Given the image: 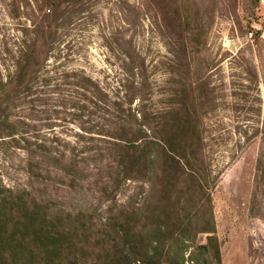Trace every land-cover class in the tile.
Here are the masks:
<instances>
[{"label": "rangeland", "instance_id": "obj_1", "mask_svg": "<svg viewBox=\"0 0 264 264\" xmlns=\"http://www.w3.org/2000/svg\"><path fill=\"white\" fill-rule=\"evenodd\" d=\"M67 1L52 20L48 65L69 75L67 95L107 103L110 137L78 136L90 119L65 116L57 131L84 148L69 172L63 162L31 169L14 143H0V264H264V0H207L199 54L197 35L170 27L159 0ZM178 1L191 21L202 0ZM38 2L0 0V79L31 39ZM193 83L205 191L185 166L148 163L149 127L185 116L172 89ZM136 137L141 149L127 147Z\"/></svg>", "mask_w": 264, "mask_h": 264}, {"label": "trees", "instance_id": "obj_2", "mask_svg": "<svg viewBox=\"0 0 264 264\" xmlns=\"http://www.w3.org/2000/svg\"><path fill=\"white\" fill-rule=\"evenodd\" d=\"M65 3L69 2L67 0H42L38 6V18L29 29L33 38L31 36L29 41L27 39L24 41L18 56H14L13 67L6 69L5 76L0 79V143L9 145L10 142L7 141L14 143L16 145L14 147L23 151L24 158L28 161L31 169H34L33 163L39 165L45 163L48 166H53V164L63 162L64 168L69 172L71 166L74 167L80 163V153L84 149L80 142L77 143L75 139L73 142L69 137L67 138L57 131L62 127L57 123L68 121L65 117L68 114L72 115L73 120L85 118L92 121H83L82 125H78V136L89 135L93 141L104 136L110 137L103 130L106 119L103 121L104 117L100 116L102 107L107 106V103L100 101L96 96L90 97L87 94L84 99L67 95L63 86H68L69 75L64 72L57 77L56 73L54 75L52 72L56 71L57 67L51 69V65H48V55L56 34V26L52 20L56 16V8ZM199 3L194 6L192 10L194 18L189 21L180 13L179 9L180 6L185 11L187 7L181 6L178 0L158 1V5L162 7L161 12L167 15L166 22L170 27L178 30L181 36L188 34L189 40L197 35L198 42L192 43L195 46L194 49L196 48L194 50L196 54L200 52L199 46L203 44L202 39L206 36L209 26L206 19L207 0H202ZM180 44L182 51L187 53L188 48L183 38H181ZM56 80L58 81L56 82ZM82 91L88 92L83 87ZM172 93L174 94V101L171 102V106H174L173 111L184 110L187 114L181 119L172 120L174 116L157 119L156 126L149 127L151 135L148 138V147L151 148V152L148 163L161 162L164 159L174 166L183 168L185 166L187 174L195 186L198 184V188L205 191L202 184L198 182L200 178H203L204 173H201L196 165L204 163V159L201 154V120L195 113L198 106L196 105L194 83L193 87L189 86L183 90L172 89ZM125 98L127 99V95ZM129 106V114L137 118L132 110V103ZM95 118H98V121ZM86 124H90L91 127ZM95 126L98 129L91 131L96 128ZM161 127L170 131L171 141L160 137L157 133V130L162 131ZM141 140L142 137H136L128 142L127 147L141 149L137 144ZM175 146L180 149L184 148L186 151L184 156L188 154V157H182ZM85 149H90L88 144L85 145ZM68 150H71L72 153L69 154ZM69 155L72 156L69 157ZM201 168L205 170L204 167ZM26 187L27 185L24 188L21 185L17 187L13 185L10 186V191L11 193L15 191L29 193Z\"/></svg>", "mask_w": 264, "mask_h": 264}, {"label": "built area", "instance_id": "obj_3", "mask_svg": "<svg viewBox=\"0 0 264 264\" xmlns=\"http://www.w3.org/2000/svg\"><path fill=\"white\" fill-rule=\"evenodd\" d=\"M250 36H252V33H250Z\"/></svg>", "mask_w": 264, "mask_h": 264}]
</instances>
